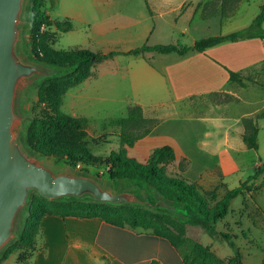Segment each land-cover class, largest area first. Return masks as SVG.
<instances>
[{
  "label": "crops",
  "instance_id": "crops-1",
  "mask_svg": "<svg viewBox=\"0 0 264 264\" xmlns=\"http://www.w3.org/2000/svg\"><path fill=\"white\" fill-rule=\"evenodd\" d=\"M167 1L178 4L173 9L170 8L169 12L180 10L179 15H141L137 20L129 18V15H118L115 21L113 19L117 15L110 19L108 15H103V19L97 18L93 23L89 18L80 19L85 20L89 29L103 35L108 41L123 44V48L111 51H130L138 47L139 43L155 45L183 42L185 45H192L203 37L242 30L257 16L227 31L208 35L204 34L203 28L208 18L194 15L200 0ZM187 1L196 4L191 9L183 10ZM59 2L62 0H58V7ZM235 16L233 14L223 19L222 15H214L225 22L231 21ZM156 18L163 23L157 22ZM119 32L121 34L118 39H112ZM147 53L110 57L103 73L116 74L120 71L121 79L126 80L131 88V94L127 96L132 101L130 105H141L145 116L161 119L160 124L136 144L150 141L164 130L168 131L169 143L163 140L167 136L160 135L157 145H172L178 161H189L183 174L201 185L206 180L203 174L207 167H202L201 163H197L198 167H195L194 162L195 158L200 159L205 155L203 148L209 142L215 147L232 146L234 143L241 145L244 142L241 120L244 117H254L264 107L256 105L248 92L252 86L257 85L255 81L248 79L254 78L264 68V38L227 40L203 52L191 50L184 55ZM229 70L245 76L246 86L232 82ZM93 76L96 75L93 73L90 77ZM231 105L237 109L235 116H227L230 108L232 109ZM193 107H204L206 115H210H204L201 119L211 123L203 125L205 140L193 135L197 127L184 131L165 127L166 122L173 118H170V114L162 117L157 114L158 108L167 110ZM120 133L121 131L117 133L119 137ZM232 133L237 135L233 136ZM154 148L153 146L147 155ZM17 261L19 264H151L153 261L159 264H184L182 254L169 240L150 231L119 227L98 217L60 215H47L43 218L34 251L28 254L25 261H20L19 257Z\"/></svg>",
  "mask_w": 264,
  "mask_h": 264
},
{
  "label": "trees",
  "instance_id": "trees-1",
  "mask_svg": "<svg viewBox=\"0 0 264 264\" xmlns=\"http://www.w3.org/2000/svg\"><path fill=\"white\" fill-rule=\"evenodd\" d=\"M49 1L51 0H29L28 2L26 21L31 24L30 37L33 49V54L29 57L56 67L64 74L45 78L40 84L37 104L44 105L48 110H45L44 115L36 116L30 121L25 138L27 150L34 156L65 158L74 166L105 164L109 167L113 178L126 181L130 186H139L146 192L150 201L162 200L171 209L129 203L116 205L90 197L47 199L33 192L27 207L22 210V212L26 210L27 215L18 224V236L3 249L0 258L6 260L13 253H18L20 261H25L28 254L35 249L43 218L47 215H60L80 218L98 217L119 227L128 226L150 231L169 240L182 254L184 264H244L241 251L233 241L234 235L217 231L216 225L228 215L231 201L241 195L245 189L250 188L249 181L242 182L240 186L233 189L226 187L224 194L219 198L216 193L206 190L183 174L189 166L188 160L180 161L179 173L173 175L167 172V166L177 160L176 151L169 144L154 148L147 162H137L129 156L128 148L149 135L161 122L158 117L145 116L141 105L130 106L127 114L120 121V148L113 150L108 157L97 156L91 151L86 141L87 118L65 113L61 105L65 94L72 86L88 78L97 63L115 55H144L147 52L184 55L191 50L203 52L227 40L264 38V4L260 5V12L248 27L230 34L203 37L192 45L145 43L130 51L102 53L88 49L56 50L48 45L45 42V33L41 32L43 25L56 26L61 32L73 29L72 20L69 18L52 19L45 13L44 9ZM225 1L227 0H223ZM222 13H227L224 3ZM229 73L232 82L246 86L245 76L231 70ZM262 118L264 117L255 116L242 119L244 126L242 136L249 149H259V120ZM262 173H264V162L256 168V177ZM188 223L199 224L210 235L229 240L235 254L229 258H222L210 245L191 240L187 235ZM151 264L159 263L153 261ZM262 264H264V258Z\"/></svg>",
  "mask_w": 264,
  "mask_h": 264
},
{
  "label": "rangeland",
  "instance_id": "rangeland-1",
  "mask_svg": "<svg viewBox=\"0 0 264 264\" xmlns=\"http://www.w3.org/2000/svg\"><path fill=\"white\" fill-rule=\"evenodd\" d=\"M262 2L264 0H227L225 2L223 0H200L194 15H202L208 18L203 27L204 34H217L253 19V16L260 12ZM223 3L227 11L226 14L222 13ZM59 4L58 7V0L49 1L44 9L45 13L52 19L69 18L72 20L73 29L68 32H61L56 26L43 25L41 32L45 33V42L48 45L56 50L64 51L88 49L108 53L111 50L123 48L122 43L110 42L103 35L89 29L88 24L83 19H92L93 23L95 19H101L103 15H108V19L117 15L113 21L118 19V15H129V18L137 20L141 18V15H179L180 12V10L169 12L170 8L173 9L178 4L170 3L167 0H62ZM195 4L193 1H187L182 9H191V6H195ZM233 14L236 16L231 21L227 20L226 22L221 21L220 17H214V15H222L224 16L223 19H226ZM156 21L163 23L158 18ZM30 31L31 24L26 21L23 32V50L28 56L33 54ZM120 34V32L117 33L112 39H118ZM139 44L143 45L144 43ZM147 55L150 53L148 52ZM109 59L110 57L93 67L92 74L94 73L96 76L90 77L91 74L90 78L88 77L82 83L72 86L65 94L61 105L63 112L72 115L75 113V116L87 118L88 137L86 141L91 151L101 157H108L113 150L120 148L121 140L117 135L120 131V120L127 114L129 107L133 105H130L132 101L128 100L127 97L131 94V88L126 80L121 79L120 71H117L116 74L103 73L105 63ZM47 66L54 70L52 76L64 74L56 67ZM45 78L48 77L26 83L20 91L19 111L22 119L19 123V129L26 149L25 138L30 121L36 116L44 115L47 109L44 105L39 106L37 104L39 87ZM248 80L257 83L248 91L252 95V99L256 105L264 106V68L262 72ZM231 107L232 109L230 108V113L227 116L237 114L235 106L231 105ZM157 112L161 117L170 114V118H173L166 122L165 127L169 126L184 131L195 126L197 129L193 135L197 136L198 139L204 138L205 140L206 132L203 125L204 123L208 125L211 123L201 120L204 115L210 116L206 115L207 112L204 107L170 108L167 110L158 108ZM255 116L264 117V107ZM241 123L243 124L242 120ZM259 124L258 150L247 148L244 142L241 145L234 143L232 146L223 145L219 147L212 146V142H209L203 148L205 155L200 159L195 158L194 162L195 167H198L197 163H201L202 167H207L203 174L206 180L201 185L206 190L216 193L219 198L224 194L226 187L233 189L240 186L242 182L249 181L248 186L250 188L245 189L241 195L231 201L228 215L216 225L217 231L234 235L233 241L241 251L244 264H262L264 258V173L256 177V168L264 162V118L259 120ZM167 134L168 131L164 130L160 135L167 136ZM235 134L237 135V133H232L233 136ZM160 135L155 136L150 141L146 140L128 148L129 156L139 163L147 162L150 155H147V152L153 146L155 148L158 146L157 141L159 140L157 139L160 138ZM168 138L167 136L163 140L169 143ZM35 156L42 164L55 172L82 173L96 178L104 186L114 190H121L130 186L126 181L113 178L109 172V167L105 164L74 166L65 158ZM180 161L176 160V162L168 165L167 172L173 175L179 173ZM26 215L27 211L24 210L20 215L19 223ZM187 235L193 241L210 245L214 252L222 258H229L235 254L234 247L231 246L229 240L210 235L199 224L188 223ZM17 257L18 253H14L4 263V259L1 257L0 264H19Z\"/></svg>",
  "mask_w": 264,
  "mask_h": 264
},
{
  "label": "water",
  "instance_id": "water-1",
  "mask_svg": "<svg viewBox=\"0 0 264 264\" xmlns=\"http://www.w3.org/2000/svg\"><path fill=\"white\" fill-rule=\"evenodd\" d=\"M28 2L0 0V253L18 236L21 212L33 192L47 199L90 197L116 205L171 209L162 200L150 201L136 185L114 190L88 175L55 172L25 148L19 129L20 91L26 83L54 73L23 50Z\"/></svg>",
  "mask_w": 264,
  "mask_h": 264
},
{
  "label": "built area",
  "instance_id": "built-area-1",
  "mask_svg": "<svg viewBox=\"0 0 264 264\" xmlns=\"http://www.w3.org/2000/svg\"><path fill=\"white\" fill-rule=\"evenodd\" d=\"M81 164H78V166H80Z\"/></svg>",
  "mask_w": 264,
  "mask_h": 264
}]
</instances>
